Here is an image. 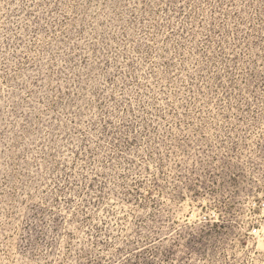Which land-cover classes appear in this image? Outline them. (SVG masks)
Here are the masks:
<instances>
[{
	"label": "rangeland",
	"instance_id": "374dc122",
	"mask_svg": "<svg viewBox=\"0 0 264 264\" xmlns=\"http://www.w3.org/2000/svg\"><path fill=\"white\" fill-rule=\"evenodd\" d=\"M0 264H264V0H0Z\"/></svg>",
	"mask_w": 264,
	"mask_h": 264
},
{
	"label": "built area",
	"instance_id": "2783aa9c",
	"mask_svg": "<svg viewBox=\"0 0 264 264\" xmlns=\"http://www.w3.org/2000/svg\"><path fill=\"white\" fill-rule=\"evenodd\" d=\"M255 233H257V231H258V229L257 228H254V230H253Z\"/></svg>",
	"mask_w": 264,
	"mask_h": 264
}]
</instances>
